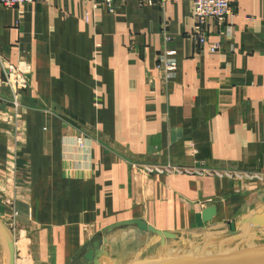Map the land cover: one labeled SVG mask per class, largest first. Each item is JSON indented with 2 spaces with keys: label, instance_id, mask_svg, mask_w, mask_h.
<instances>
[{
  "label": "crops",
  "instance_id": "obj_1",
  "mask_svg": "<svg viewBox=\"0 0 264 264\" xmlns=\"http://www.w3.org/2000/svg\"><path fill=\"white\" fill-rule=\"evenodd\" d=\"M230 2L225 24L207 22L214 53L190 38L189 0L0 3V192L16 196L27 235L16 264L22 244L32 264H85L98 235L102 264L264 250V228L247 222L264 211V181L147 170L264 173V0ZM164 47L178 62L166 86ZM2 62L29 70L17 126Z\"/></svg>",
  "mask_w": 264,
  "mask_h": 264
},
{
  "label": "built area",
  "instance_id": "obj_2",
  "mask_svg": "<svg viewBox=\"0 0 264 264\" xmlns=\"http://www.w3.org/2000/svg\"><path fill=\"white\" fill-rule=\"evenodd\" d=\"M38 0H0V3L6 8H13L20 5L32 4ZM80 1H90L93 3H100L107 6L108 10L112 11L113 7L117 3H122L130 0H80ZM141 4L151 5V4H164L168 0H137ZM181 1V0H176ZM191 3L192 10V19L193 27L190 34L191 40H194L196 48L206 47L210 52H217L221 49L219 42H212L208 40V21L212 20L219 24H225L228 19H230L234 12V7L231 5L230 0H189ZM229 23V22H228ZM231 27V24L229 28ZM165 44L170 40L169 37H165ZM175 52L167 50L165 47L162 49V52L159 54L157 69L159 72L158 78L161 83L166 86L168 82L174 77L175 72L178 70V62L174 58ZM1 62V58H0ZM264 69V65H263ZM1 71L4 77L3 84L11 93L12 102L11 106L13 107L15 114L13 122L16 125L15 121L21 118L22 104H21V93L20 89L25 88V83L29 79L28 73L29 70L25 64L21 67L9 66L5 63H1ZM17 130V128H15ZM87 135L83 132H80L76 138V145L79 148H84ZM150 173H159V174H195L201 177H216L218 179L232 180L237 182H246V181H264V173H251V172H234V171H217V170H207L204 167H195L190 169H177L171 166H155L147 169ZM0 200L4 202V205L8 209L10 217L9 222L5 224L11 231L16 243L20 242L21 235L19 228L16 223V217L18 212L15 208L16 196L13 195L11 199L6 198V195L3 191L0 192ZM84 232H87V228L84 227ZM17 251V249H16ZM22 264H32L29 261V258L26 257Z\"/></svg>",
  "mask_w": 264,
  "mask_h": 264
},
{
  "label": "water",
  "instance_id": "obj_3",
  "mask_svg": "<svg viewBox=\"0 0 264 264\" xmlns=\"http://www.w3.org/2000/svg\"><path fill=\"white\" fill-rule=\"evenodd\" d=\"M198 220V218H197ZM248 223L264 228V211L262 214L254 215L252 218L247 220ZM142 230H147V227L140 226ZM149 231L155 232L162 240L163 234L152 228H148ZM0 239L3 242V255L2 264H16V248L14 236L5 224V222L0 218ZM102 239L101 236L93 237L86 244L89 245L88 249L83 255V262L85 264H102L99 262L101 256H104L105 251L101 247ZM135 264H264V250L248 255V257L242 258H231V260H220L214 262L199 261L193 258H159L154 260H149L145 262L135 263Z\"/></svg>",
  "mask_w": 264,
  "mask_h": 264
},
{
  "label": "rangeland",
  "instance_id": "obj_4",
  "mask_svg": "<svg viewBox=\"0 0 264 264\" xmlns=\"http://www.w3.org/2000/svg\"><path fill=\"white\" fill-rule=\"evenodd\" d=\"M15 203V202H14ZM8 221V220H7ZM9 222V221H8ZM16 223H17V221H16ZM19 224L17 223V226H18ZM21 239H22V241H23V243L24 244H26V236L27 235H24L23 233L21 234ZM20 244H21V241L19 242ZM20 247V255H18V264H21V259L24 261L25 260V258L27 257V250L25 249L26 248V245H23L22 244V246L20 245L19 246ZM18 247V248H19ZM25 250H24V249ZM2 255H3V242H2V240L0 239V264H2Z\"/></svg>",
  "mask_w": 264,
  "mask_h": 264
}]
</instances>
